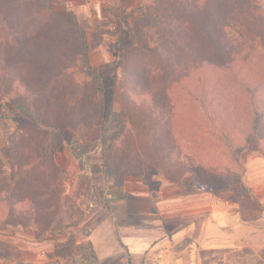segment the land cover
Instances as JSON below:
<instances>
[{"label":"trees","instance_id":"16d2710c","mask_svg":"<svg viewBox=\"0 0 264 264\" xmlns=\"http://www.w3.org/2000/svg\"><path fill=\"white\" fill-rule=\"evenodd\" d=\"M142 9L156 28V45L142 48L140 55L148 59L144 67L156 65L147 77L132 65L143 61H133L131 51L124 61L121 57L125 117L98 100L103 84L79 21L57 11L52 0H0V95L33 122V133L15 130L6 149L8 161L20 166V178L16 186L0 168V223L30 226L42 240L58 233L71 245L65 247L68 254L75 251L72 228L84 217L75 198L82 196L84 184L77 187L74 178L68 188L56 162L63 141L84 164L86 155L76 144L98 140L101 167L117 186L127 175L174 178L192 155L198 156L190 144L174 139L173 119L188 107L207 124L186 114L193 128L220 144L221 184L234 171L231 160L241 165L245 150L264 143V13L257 5L252 0H143ZM233 20L239 21L238 31ZM116 33L121 44L132 41L128 13L118 18ZM149 120L158 121L162 133L154 131L143 141L136 134ZM194 179L207 189L206 180ZM78 253L74 264H99L92 245Z\"/></svg>","mask_w":264,"mask_h":264},{"label":"rangeland","instance_id":"374dc122","mask_svg":"<svg viewBox=\"0 0 264 264\" xmlns=\"http://www.w3.org/2000/svg\"><path fill=\"white\" fill-rule=\"evenodd\" d=\"M252 1L264 13V0ZM52 3L57 11L79 21L86 28L91 46V65L103 84L98 100L107 110L115 108L122 112L121 57L125 59L127 52L131 51L133 61H143L142 66H138L137 61L138 65L136 62L132 65L140 68V72L147 77L156 65L153 62L152 66L144 67L148 59L140 55L142 48L156 45V28L152 26L151 19L145 20L143 17L147 16L142 15L143 0H52ZM124 13L130 16L133 36L127 45L118 41L116 33L118 18ZM232 24L233 31L240 29L238 20H233ZM246 40L251 44L248 38ZM160 81H157L158 84H161ZM151 83L154 82L149 81ZM128 114H124L125 117ZM186 114L194 116L192 119L203 127L207 125L203 117L190 107ZM186 114L178 113L173 119L174 139L184 144L182 146L190 144L192 149L189 151L198 156L192 155L186 168L175 173L174 178L157 173L147 175L146 179L127 175L123 185L117 186L101 167V143L98 140L84 142L80 139L81 144H76L78 151L86 155L84 164L77 162L71 145L63 141L56 162L65 173L68 188L74 178L77 187L79 182L84 184L82 196L76 194L75 198L84 212L82 222L72 228L76 239L75 251L68 254L65 247L71 245L58 233L42 240L30 226L1 222L0 263L74 264L77 252L93 246L88 238L93 228L110 214L117 232L113 264H164L167 258L179 259L181 264H264V192L254 190L248 167L251 156L264 157V143H256L245 150L241 165L237 166L231 160L234 171L227 182L221 184L223 179L218 176L223 170L217 167L220 144L205 131L193 128L192 119ZM32 123L0 95V168L16 186L20 166L8 161L6 149L15 130L27 135L33 133ZM154 131L158 135L162 133L159 122L149 120L136 136L147 141L153 137ZM39 136L42 137L41 134ZM202 164L206 170L200 169ZM85 169H90L89 176L84 174ZM196 176L206 180L207 189L203 184V188L199 186L198 180L194 179ZM75 191L77 193L79 189ZM200 200L207 204L201 206ZM201 207L204 210L200 211ZM185 230L188 232L184 235ZM166 243L170 245L166 246ZM156 244H161V248L151 251ZM168 248L170 253L166 254L169 256L162 257L160 252ZM142 253L144 258L141 261Z\"/></svg>","mask_w":264,"mask_h":264},{"label":"crops","instance_id":"0c3cea01","mask_svg":"<svg viewBox=\"0 0 264 264\" xmlns=\"http://www.w3.org/2000/svg\"><path fill=\"white\" fill-rule=\"evenodd\" d=\"M249 178H251V182L253 184L254 190L257 192H264V157L254 155L250 157L249 160ZM201 206H205L203 200H200ZM204 210V207L200 208V211ZM110 217H104L103 220H99L98 225L93 228L92 232L89 234V240L92 242L94 249L96 250L99 260L101 264H113L112 257L115 254V240H116V229L114 226V219L113 216L109 214ZM204 223V222H203ZM193 225L195 226V223L193 221ZM196 227V226H195ZM190 228H193L191 226ZM188 232L187 230L184 231V235ZM182 234V233H179ZM188 234V233H187ZM176 234L174 235V239L176 238ZM181 236V235H179ZM171 243V241H169ZM161 244H156L153 246L150 250L156 251L160 249L159 247ZM166 246H169L170 244L166 243ZM161 256H169L170 249L162 250ZM164 253V254H163ZM168 253V254H166ZM153 254V253H152ZM141 261L144 258V253L141 254ZM167 258V257H166ZM168 259V258H167ZM164 259V264H181L180 260H174V259ZM142 264V262H141Z\"/></svg>","mask_w":264,"mask_h":264}]
</instances>
